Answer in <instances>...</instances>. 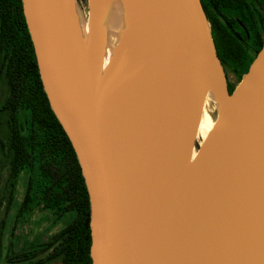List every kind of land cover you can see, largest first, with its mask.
<instances>
[{
	"label": "water",
	"instance_id": "95a60500",
	"mask_svg": "<svg viewBox=\"0 0 264 264\" xmlns=\"http://www.w3.org/2000/svg\"><path fill=\"white\" fill-rule=\"evenodd\" d=\"M88 1L87 38L77 0L22 6L89 192L92 264H263L264 43L231 92L201 0H125L103 69L102 0Z\"/></svg>",
	"mask_w": 264,
	"mask_h": 264
},
{
	"label": "trees",
	"instance_id": "16d2710c",
	"mask_svg": "<svg viewBox=\"0 0 264 264\" xmlns=\"http://www.w3.org/2000/svg\"><path fill=\"white\" fill-rule=\"evenodd\" d=\"M201 1L222 64L231 65L244 75L263 46L264 16L259 20L247 10L245 0ZM259 1L263 6L264 2ZM237 18L246 27L240 32L236 29ZM215 30L229 43L227 48L215 38ZM2 91L0 209L7 211L11 207L20 173L27 170L29 183L14 225L36 210L50 212L57 220H68L49 240L32 244L26 250L16 251L13 244L6 248L0 243V264H92L89 192L74 147L45 93L22 0H0ZM21 117L25 133L20 127Z\"/></svg>",
	"mask_w": 264,
	"mask_h": 264
},
{
	"label": "rangeland",
	"instance_id": "374dc122",
	"mask_svg": "<svg viewBox=\"0 0 264 264\" xmlns=\"http://www.w3.org/2000/svg\"><path fill=\"white\" fill-rule=\"evenodd\" d=\"M77 8L83 22H87L89 19V1L77 0ZM242 28L243 27L240 26L237 30L240 32V30H243ZM211 29L213 34L212 26ZM216 33L215 38L220 40L222 46L227 48L229 43L222 36V33L219 31H216ZM223 67L230 90L233 91L239 85L243 77V72L237 71L233 66L228 64H223ZM3 96L4 91L0 93V105L4 102ZM21 122L20 127L22 132L25 133L26 127L23 122V117H21ZM3 175L4 179H2V184L4 185L7 177L6 170ZM28 183L29 172L23 170L18 179L15 197L12 201L11 207L7 211L3 207L0 209V243L5 245L6 248L13 244V248L16 251L26 250L32 244L34 245L49 240L66 225L68 220L67 217L57 220L50 212L36 210L29 217L21 220L17 225H14L17 218L18 207L25 195ZM50 264H60V262H53Z\"/></svg>",
	"mask_w": 264,
	"mask_h": 264
},
{
	"label": "bare ground",
	"instance_id": "6f19581e",
	"mask_svg": "<svg viewBox=\"0 0 264 264\" xmlns=\"http://www.w3.org/2000/svg\"><path fill=\"white\" fill-rule=\"evenodd\" d=\"M101 18L105 26V51L103 57V69L112 57L114 50L119 42L121 34L129 27L130 18L125 4V0H102ZM84 36L87 38L89 33V22L82 23ZM220 102L215 88L211 87L207 93L203 113L200 120L196 144L202 143L212 129L216 114L219 110ZM196 150H194V154ZM264 264V262H263Z\"/></svg>",
	"mask_w": 264,
	"mask_h": 264
},
{
	"label": "flooded vegetation",
	"instance_id": "af4514ba",
	"mask_svg": "<svg viewBox=\"0 0 264 264\" xmlns=\"http://www.w3.org/2000/svg\"><path fill=\"white\" fill-rule=\"evenodd\" d=\"M245 2H246V4L244 5V7L245 8L247 7V10L250 9L251 12L254 13L256 17L259 18V20L262 18V16H264V5L262 6L260 4V1L259 0H245ZM262 2H264V0H262ZM239 25L242 26L243 28L245 27V24L242 22V20H240L239 18H237L236 19V27L237 28L240 27Z\"/></svg>",
	"mask_w": 264,
	"mask_h": 264
}]
</instances>
